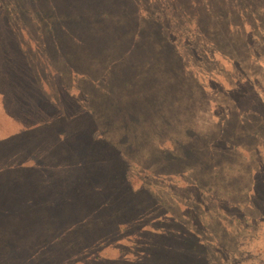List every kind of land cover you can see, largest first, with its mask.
Segmentation results:
<instances>
[{
  "label": "rangeland",
  "instance_id": "rangeland-1",
  "mask_svg": "<svg viewBox=\"0 0 264 264\" xmlns=\"http://www.w3.org/2000/svg\"><path fill=\"white\" fill-rule=\"evenodd\" d=\"M256 1L0 0V140L17 134L0 144V166L15 168L5 179L29 177L39 199L29 211L0 210V260L264 264V136L232 112L242 101L238 86L264 93V16L253 12ZM232 7L248 13L247 30L259 28L250 33L258 46L252 40L250 47L260 51V65L238 51L217 52L236 36L243 43L242 33L229 37L239 23L228 29L222 21ZM211 29L222 37L216 44ZM222 132L238 144L210 147ZM162 143L195 153L169 162L173 151L162 154ZM13 153L21 166L9 160ZM23 154L48 171L26 167L33 161ZM68 197L75 202L65 209ZM18 226L30 230L1 231ZM196 226L201 242H184Z\"/></svg>",
  "mask_w": 264,
  "mask_h": 264
},
{
  "label": "trees",
  "instance_id": "trees-1",
  "mask_svg": "<svg viewBox=\"0 0 264 264\" xmlns=\"http://www.w3.org/2000/svg\"><path fill=\"white\" fill-rule=\"evenodd\" d=\"M236 2L240 1V0H235ZM258 4V5H257ZM237 7V6H236ZM236 7H232L229 8V10L227 12H225V17L222 20L224 22V26H226L228 29L230 28V25L232 23H239V25L237 28L239 30H237L238 32L233 31L234 28H232L233 32L235 34L229 35V37H232L234 35H238L237 33H242L241 37H242V44H240V42H238V36H236L235 39H233L232 43L228 44L226 47H221L219 45L216 46L217 48V52L218 53H223L227 56H231V57H235L236 56V52H240L241 54H244V58H247L250 63H252L253 65H260L259 60L260 58H262V55L260 53V51L257 49V47H250L251 41L253 40L257 46H258V42L253 38L252 35H250V33H253L255 31H257V28L254 27L252 30H247L246 28V19L249 17L248 13H246V11H244V13L242 12V10H240L239 8ZM255 10H253L254 13H256L257 15H262L264 16V0H259L255 2ZM245 14L247 15V18L245 17ZM256 15H251L252 18L255 19V22H258L255 18ZM252 24L254 25L255 23L251 20ZM248 23V22H247ZM259 29V28H258ZM258 33V32H257ZM210 35H212L213 37V41L216 44L218 41V37H221L216 30H210ZM261 37L264 38V35L261 34ZM222 38V37H221ZM248 41L250 43H248ZM260 41V39H259ZM224 43H226V41H224ZM221 44V43H220ZM222 45V44H221ZM213 58V57H211ZM261 67V66H260ZM248 81V80H246ZM239 87V86H238ZM235 90V93H237L240 97V99L242 101H238V100H234V104H236V111H232V112H236V118L239 121L240 125H242L243 127H245V129H249L252 128L251 130L254 131L255 134H262L264 136V115H262V110H264V93H262V89L260 91H258L256 88H252V90H243L242 92L238 89ZM200 89L203 90V86L200 85ZM204 91V90H203ZM240 91V92H239ZM232 112L230 115H232ZM227 121H230V118H227ZM228 123L225 120L222 122V127H227V131H228ZM228 125V126H227ZM231 130V129H230ZM17 135V134H16ZM15 135V136H16ZM11 137V138H4L1 139L0 144H5V143H13V138L15 137ZM213 143L210 145V147H214V145L219 144L220 146H222L224 148V144L226 145H231L232 148H234L236 145L238 144V140H233L231 137H229L226 133L222 132L220 134V136L218 138H212ZM238 141V142H237ZM98 141H95L94 143L96 144ZM176 142V140H175ZM209 143V142H207ZM189 144V141L186 143ZM223 144V145H222ZM176 145L174 144L173 146H166L164 143H162V145H160L158 148L161 151H168L171 153L172 152V156L169 158V162L172 159H176V160H190L193 158V154L195 153V148L192 147L191 145L186 146V148L181 149L180 151H178V149H176ZM203 153V152H202ZM163 154V153H162ZM167 154V153H166ZM26 155V154H23ZM80 155V154H79ZM11 156V155H10ZM27 158L28 155H26ZM16 157H21L20 155H16L15 153H13V156L10 157L9 160L14 161L17 163L18 166L20 165V160H16ZM30 160H32L33 162L31 164H28L26 167H33V169L35 171L38 172H43L45 173L46 171H48V165L46 164H42L40 163L37 157H35V159L33 157L29 158ZM16 160V161H15ZM8 161V160H6ZM14 162H10L11 165ZM27 163V162H26ZM23 163V164H26ZM11 169V167L8 168V166H0V210L2 209V213H6L9 211H12L14 208H17L16 211L21 210V209H26L27 211L31 210L33 206L37 205V203L39 202V199L35 198V194H30V190L33 187H28L29 184H31L30 178L27 176H23V177H8L5 179L6 175ZM15 169V168H14ZM11 169V170H14ZM19 167L17 168L18 171ZM16 171V173H17ZM175 172H178L177 170H175ZM36 186H39L38 184H36ZM34 184V189H39V187H36ZM93 189V187H91ZM132 190H134L133 187H131ZM116 190L119 191V187L117 185ZM130 190V189H129ZM92 191H96L100 196V192H103L100 187L97 185L96 188H94ZM57 192V191H55ZM80 187L76 188L75 190V195L76 197L74 198L75 200H78L80 197ZM95 192V193H96ZM52 194V192H51ZM102 195V194H101ZM48 196V195H47ZM63 196V195H62ZM61 195L59 197L63 198ZM67 202H66V207L65 209H70L71 208V202L74 203V199L71 197L66 198ZM48 200V199H47ZM44 201V200H43ZM66 201V200H65ZM36 203V204H35ZM64 204V203H63ZM226 207V206H225ZM154 208V207H152ZM229 211L232 209H235V205H229L226 207ZM38 208H34L33 211L36 212ZM150 210V209H149ZM118 213V212H117ZM31 214L33 215V213L31 212ZM36 214V213H35ZM118 215H120V212L118 213ZM223 215V214H222ZM218 216V214H216V217ZM224 218L226 219V216L223 215ZM33 217V216H30ZM164 219H169L170 221L171 218L173 217L172 215H165ZM214 217L218 222L222 223L223 219L221 217ZM23 219V217H18ZM245 215H239V217H237L238 221H242L244 220ZM132 219V216H129V220ZM204 224V223H203ZM49 225L46 226H42V227H48ZM226 227V228H225ZM224 230H228V227L225 226ZM189 229H191V232L186 234V237L184 239L185 241H190L192 242V237H196L195 239H198L199 242L200 241V234L198 233V226H196L197 230L192 229L190 227H188ZM20 232V231H25V230H30L27 229L26 227H19L18 228H11V230L8 231H3L2 232H9L12 233L14 232ZM203 230L205 231V227L203 226ZM236 230V229H235ZM203 231V233H204ZM237 231V230H236ZM237 234L239 235V230L237 231ZM20 241V240H19ZM0 242H4V245L6 243V239L1 240ZM7 243L9 245H7L8 248H10V246H12V243L10 241H7ZM193 244V242H192ZM210 247L214 248L216 246V249H219L218 246H220V241L218 239H216L215 243H213V239H212V243H210ZM186 249H188L186 247ZM184 249V251H189ZM231 255V254H230ZM7 260H6V259ZM3 258L4 261L0 260V264H12L8 259H10V257H5ZM209 260L210 257H150L149 259H147L145 262L146 264H209ZM226 260L228 261V263L232 264V260L229 259V257L226 258ZM108 263L110 261V259H107ZM251 264V263H249ZM255 264V263H253Z\"/></svg>",
  "mask_w": 264,
  "mask_h": 264
}]
</instances>
